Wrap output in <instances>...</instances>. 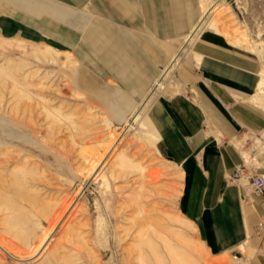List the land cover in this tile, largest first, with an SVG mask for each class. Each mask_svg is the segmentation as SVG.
I'll return each instance as SVG.
<instances>
[{"label": "rangeland", "instance_id": "rangeland-1", "mask_svg": "<svg viewBox=\"0 0 264 264\" xmlns=\"http://www.w3.org/2000/svg\"><path fill=\"white\" fill-rule=\"evenodd\" d=\"M204 1L212 7L218 26L211 24L204 28L258 58L262 76L264 0ZM234 35L243 36L247 42L232 43ZM3 38L0 39V237L22 250L23 260L6 257L0 259V264H140L137 255L141 250L143 264H158L153 250L160 256L161 264H203L209 258L216 262V256L226 250L233 260L231 264H259L256 257L264 253V247L256 234L242 242L244 251L238 248L239 244L236 248L204 245L210 254L206 256L207 250L201 246L204 241L194 223L179 211L185 174L160 149L159 136L148 114L158 93L174 89L175 68L188 55L196 37L187 44L184 39L181 41L182 37L177 40L186 50L181 52L172 74L163 78L164 88L159 91H155V86L152 88L155 93L135 129L126 131L124 120L129 114L123 115L122 120L112 116L110 109L86 96L79 76L71 68L40 61L32 53L36 46L43 48L42 44H46L59 52L60 61H67L72 58L71 52L22 37L26 41ZM13 75L34 93L32 99L37 98L35 94L43 96L46 106L54 111L47 113L40 103L31 108V113L22 114L21 109L15 113L8 90ZM96 90L99 95H109L106 90ZM258 95L256 91L254 96ZM120 97L117 111L125 98L123 94ZM254 101L258 102L255 98ZM141 103L134 105L141 108ZM253 136L238 138V147L243 148L245 141L250 143L253 139L258 151H264V131ZM244 155L248 160V154ZM92 165L95 166L91 170ZM141 232L152 246L140 241ZM167 242L179 244L176 262L168 258ZM201 254L205 255L204 260Z\"/></svg>", "mask_w": 264, "mask_h": 264}, {"label": "crops", "instance_id": "crops-1", "mask_svg": "<svg viewBox=\"0 0 264 264\" xmlns=\"http://www.w3.org/2000/svg\"><path fill=\"white\" fill-rule=\"evenodd\" d=\"M201 16V0H0V35L74 54L95 79L81 90L122 120L146 99ZM174 76V89L158 93L148 114L160 149L185 174L180 214L197 227L206 250L236 248L264 217L262 196L226 179L240 163L264 174L255 140L244 142L248 151L237 145L264 131V106L253 97L259 60L204 28ZM121 94L128 105L117 111ZM256 258L264 264V253Z\"/></svg>", "mask_w": 264, "mask_h": 264}, {"label": "bare ground", "instance_id": "bare-ground-1", "mask_svg": "<svg viewBox=\"0 0 264 264\" xmlns=\"http://www.w3.org/2000/svg\"><path fill=\"white\" fill-rule=\"evenodd\" d=\"M201 3H202V10H203L202 11V16H201L198 24L193 29V31L190 32L189 35H187L184 38V42L183 43H185V44L192 42L194 40V38L197 36L198 32L201 29H203L205 26H210L211 24L212 25L214 24L215 28L218 27L217 26V21L215 19H213L214 14H213V11H211L212 7L209 6V3L206 4V1H204V0H201ZM211 19H212V21L208 25V21L211 20ZM14 38L18 39L19 41H23V42L26 41L25 39H22L21 37H13V39ZM0 39H4L3 36L0 35ZM230 41L232 43H234V44H236V43H244L245 44V42H247V40L241 35H234V37L231 38ZM32 44H35V43H32ZM36 44H38V43H36ZM40 44H42V43H40ZM42 46H43V48H40L39 46H36V48L34 47L36 49L35 51L32 52L34 57H36L37 59H40V61L43 60V61H46V62L52 61V62H56L58 64L61 63L65 67L71 68L72 71L74 72V74H77L79 76L80 84L82 85V87L84 85H89L91 87H94L95 79L92 77L93 74H92V72L90 70H88L89 68L86 67V64H84L83 61H81V59L78 60V58L74 54H72V58L70 56V58H68L67 61H60L58 59V55H59L58 53L59 52H57V50L55 48H53V47H51L49 45H46V44H42ZM243 47H245V46H243ZM178 50H179V53L176 54L172 58L169 66L166 67V69L162 73V76H160V78L156 81V83L154 85L155 89H156L155 91H157V90L159 91V90L164 88V86H165V81H164L165 77L172 74L173 68L178 63V61H179V59L181 57V52L185 51L186 49H185V46L182 45V46H180V48ZM263 70H264V67H262V76H261V79H260V81L258 83V87H257V90H256L259 95L258 96H254V98L264 106V73H263ZM0 71H1V69H0ZM16 71L14 70V72H16ZM20 72H22V71H20ZM27 72H28V70H27ZM14 74H16V73H14ZM6 75L9 77V74H6ZM24 75H26V74L24 73ZM163 78H164V80H163ZM20 80L21 79L17 78V76L13 75V77H11V79H10V85H9V88H8L9 93L12 95L11 97H12V101L14 103V105L12 104V106H13V111L15 113H18L20 109H21V113L22 114L25 113V112L31 113V108L39 105L40 103H42V107L44 108V111L46 110L47 113H52L54 111L53 109L51 110L50 107L48 108L46 106V101L43 98V96H40L39 94H35V96L37 98L32 99L31 97L34 95V93H32V91H30V90H27V87L24 85L25 83L24 84L21 83ZM23 82H25V81H23ZM96 93L101 94L98 91H96ZM154 93L155 92L151 91L148 94V96L143 101V103H141V108H136V107H138L139 104L136 105V106L133 104L131 106V111H130V114H129L130 116H126V119L124 120V121H126V127L124 129L125 131L126 130H130V129H135L134 125L140 119L142 112L145 111L146 106H147L148 102L150 101V99L153 97ZM24 97H26V100L23 99ZM27 97H28V99H27ZM121 101H122V103H121L122 105L120 104L119 106L122 107L121 109H123L124 106L128 105V102H127L126 98L122 99ZM262 105H260V106H262ZM129 117L131 118V121H128ZM138 124H140V122H138ZM239 144H240L239 141H237V145H239ZM16 163H18V162H16ZM24 163H25V161H24ZM93 166H95V165H92L91 170L94 168ZM246 192H248V191H246ZM193 226H194V228H197L195 225H193ZM176 233L179 234V232H176ZM141 235H143V237L140 236V238H141L140 241L143 240L142 243H146L147 242V245H151V242H150L149 238L148 237L145 238V236H146L145 233L141 232ZM248 236H250V233H248ZM44 237H46V236H44ZM142 243H140V244H142ZM178 246H179V244L178 245H173V244L171 245L169 242L165 243V248H166V251L168 253V258H170L171 259L170 261H172V262H176V259H178V257H179ZM201 246H202V248H204L203 245H201ZM238 248H240V249H242L244 251L245 246H244V244H242ZM141 251H142L143 254L141 253ZM141 251H138L137 259H138L140 264H143L144 263L143 262V260H144V257H143L144 252H143V250H141ZM27 254H29V252H27ZM22 255H23V251L22 250H20L17 246H15L13 243H11L10 241L6 240L5 238H1L0 237V257H1L0 259L8 257V258L12 259L13 261H20V260H23V256ZM153 255H154V258L156 259V261L158 262V264H161V262L159 260L160 256L154 250H153ZM207 255L208 256L210 255L208 251H207L206 256ZM201 256L203 257V260H204L205 255L201 254ZM216 258H217V260L214 259V260H216V262L211 261L210 258H209L210 261L209 260H205L203 264H231L230 261H233L232 258L229 255L228 251H224L219 256L217 255Z\"/></svg>", "mask_w": 264, "mask_h": 264}, {"label": "built area", "instance_id": "built-area-1", "mask_svg": "<svg viewBox=\"0 0 264 264\" xmlns=\"http://www.w3.org/2000/svg\"><path fill=\"white\" fill-rule=\"evenodd\" d=\"M226 179L235 181L247 187L254 194L262 196L264 200V174L247 169L244 163L237 164L233 172L226 175ZM245 180V182L243 181ZM255 234L259 243L264 247V217L256 225Z\"/></svg>", "mask_w": 264, "mask_h": 264}]
</instances>
